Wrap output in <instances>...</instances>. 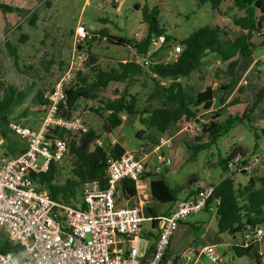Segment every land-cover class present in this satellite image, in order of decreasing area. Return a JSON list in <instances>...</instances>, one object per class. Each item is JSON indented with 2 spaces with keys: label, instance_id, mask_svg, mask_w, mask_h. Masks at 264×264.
<instances>
[{
  "label": "rangeland",
  "instance_id": "374dc122",
  "mask_svg": "<svg viewBox=\"0 0 264 264\" xmlns=\"http://www.w3.org/2000/svg\"><path fill=\"white\" fill-rule=\"evenodd\" d=\"M121 1L119 9L115 10L113 4H106L104 0H0L11 8L7 11L0 8L1 78L5 83H13L18 88L33 83V89L26 98L33 97L35 88H40L45 96L59 79H56L59 61L68 64L74 29L78 24L89 29L81 42V49L79 48L78 51L92 52L97 55V64L101 67L114 66L118 61L136 62L139 60V56L132 48L109 43L105 37L94 32L103 28L109 35L140 39L145 31V23L142 22L145 7L157 8L158 24L164 29V35L169 38L171 43L179 42L192 31L206 25H218L226 29L231 38L240 33V29L234 26L227 17L229 14L224 16L216 10H212L209 2L197 4L195 0ZM228 2L231 3L227 0L222 1L219 9H227L225 5ZM235 12L237 13L238 10L234 7L231 12L229 11L230 14ZM24 35L26 36L25 40L23 39ZM254 40L256 42L259 40L257 34H255ZM6 42L15 48V56L9 52ZM48 61H52L53 65L49 66ZM250 61V58L240 59L236 69L237 77L242 75ZM223 66L224 62L219 60L216 55L206 54L201 66L196 71L188 77L179 79L185 89L190 92L211 86L214 90L212 112L217 110L220 102L225 101L238 84L235 83L228 89L221 88V84L227 82V76L222 72L216 75L215 72ZM48 67L49 71H45V68ZM254 77L255 73L252 71L248 74L247 79H254ZM165 82L168 81L165 80L162 83ZM134 84L129 87V90L136 94V111L144 110L148 104L151 107L159 106L156 99H149L154 87L150 77L142 76ZM125 85V82H111L105 90L100 92V96L114 98L124 89ZM242 86L246 87L241 84L237 88ZM94 105H96L94 101L78 99L73 114L79 116L88 128L95 131V137L101 140L102 147L107 146L111 149L114 145H118L124 150L134 152L142 150L146 154L144 164L147 176L145 181L162 177L170 188L182 189L176 196L179 199L183 198L181 196L187 189H195L199 185L208 183L214 184L228 173H233L236 181L245 182L249 177L248 173L235 171L234 168H230L226 173L221 167V161L225 159L232 146H239L242 150L250 153L252 151L264 152V103L262 101L254 106L250 118H245L227 130L221 131L214 143L197 151L193 156H191L190 146L195 137L201 136V126L211 122L212 113L199 114L191 130H184L183 124L170 127L164 134L154 128H146L142 125L139 121V113L131 115L123 113L121 114V124L112 129L110 133H105L102 130V119L90 110V106ZM24 107L25 105H21L15 109L11 114L10 122L37 130L40 127L43 114L38 112L33 105L27 109ZM243 109V105H234L231 107V113L240 114ZM219 110H221L220 114L223 118L229 111V106L221 107ZM22 112H25L28 117L22 116ZM4 130L6 140L2 141L0 135V157H8L4 152L9 141L15 140L17 143L19 142V145L27 147L26 141L9 129L7 125L4 126ZM160 139H169L167 145L152 151ZM207 140L205 136L201 142ZM157 155L166 158L167 162L158 161ZM36 162L40 164L42 159L38 158ZM165 166H168L167 170H165ZM252 174L264 175V163L255 164L250 175ZM192 176L196 178V181L189 183ZM148 199L150 200L151 196H148ZM167 205L169 204H157L156 207L162 211ZM185 221L190 227V231L186 233V236L184 235L185 238L175 239L177 253L190 246L180 248L181 244L191 243L195 238V241L198 242L202 240V243L214 242L218 245L217 249L222 257V262L219 264H223V262L224 264H264L260 261L257 263L258 257H255L254 252L242 257L235 256L229 243L234 238L226 232H217L215 218L211 211L190 214L185 218ZM184 224L177 227L176 231L179 235H183L187 226ZM241 235L240 232L235 233L236 241L234 242H239L242 238ZM202 261L204 264H218L205 257L202 258Z\"/></svg>",
  "mask_w": 264,
  "mask_h": 264
},
{
  "label": "trees",
  "instance_id": "16d2710c",
  "mask_svg": "<svg viewBox=\"0 0 264 264\" xmlns=\"http://www.w3.org/2000/svg\"><path fill=\"white\" fill-rule=\"evenodd\" d=\"M195 1L197 4L209 2L212 10H216L224 16L229 14L227 17L234 26L240 29V33L231 38L226 29L218 25H206L192 31L179 42L171 43L169 38L164 35V29L158 24L157 8L145 7L142 14L145 31L140 39L109 35L103 28L94 33L105 37L109 43L132 48L138 56L145 55L149 49L151 38L163 35L164 42L150 55L153 62L148 65L147 69L135 61H118L114 66L105 68L97 64V55L86 52L85 69L78 72L76 78L66 86V102L61 106L59 114L69 117L75 110L78 99L91 100L96 105L90 106V110L102 119V130L105 133H110L112 129L121 124V114L139 113V121L142 125L146 128H154L159 133L164 134L172 126L195 122L199 114L210 112L212 113L211 122L201 126V136L195 137L190 146L191 156L214 143L221 131L227 130L245 118H250L254 106L260 101L264 102V74L258 76L261 80V86L255 93V101L252 105L245 107L240 114H229L222 120H220L219 111L212 112L214 90L211 86L190 92L185 89L179 79L188 77L196 71L201 66L206 54H214L224 62V66L215 72L216 75L222 72L223 75L227 76V82L221 84V88H230L235 83L234 72L240 59L249 57L256 47H264V0H227L231 3H226L227 9L224 10L219 9L224 0ZM233 7L238 12L230 14L229 11L231 12ZM0 8L3 11L11 10L3 2H0ZM255 34L259 36L257 42L254 40ZM25 38L24 35L23 39L25 40ZM172 45L181 46L176 59L167 62L156 61L161 54L167 53ZM6 46L11 55L15 56V48L7 42ZM47 63L49 66L53 65L52 61ZM57 66L56 79L63 74L67 64L59 61ZM45 69V71H49V67ZM149 72L153 74L150 78L154 85L149 99H156L159 106L151 107L148 104L147 108L138 112L136 111V94L135 92L132 93L129 87L134 86V83L142 76H148ZM165 80L168 82L162 83ZM111 82H125L126 85L114 98L100 96V92L105 90ZM32 84L18 88L13 83H5L0 74V135L2 141L6 140L4 126L10 122L11 114L21 105H25L24 109L33 105L44 116L47 100L40 88L34 89L32 98H26L33 89ZM240 89L241 87H238V93H240ZM238 102L239 98L233 97L226 106ZM21 115L28 117L25 112H22ZM53 133L59 137H63L66 133L69 145L68 152L59 161L49 162L44 172L32 173L31 179L36 188L45 191L52 200L73 207L84 208L81 198L82 184L85 181L98 180L100 186L104 187L106 183L105 148L108 147L94 144V139L97 137H95V131L90 127L86 132L80 134L65 132L61 129H55ZM205 136L208 140L201 142ZM18 143L15 140L9 141L4 154L16 156L22 153L26 146ZM109 151L116 155L123 150H120L118 145H114ZM251 153L242 150L239 146H232L225 159L221 161L222 169L227 173L230 169L228 162L236 155L241 158L240 163L244 164L247 161L246 155ZM233 175V173H228L214 183L215 188L212 196L207 200L205 210L212 208L214 199L219 198L214 210L217 232H226L233 238L235 233L240 232L242 242L240 244L232 243L231 250L235 256L242 257L252 251L255 242L251 240L243 246V234L247 228H254L264 223V175H249L245 182L236 181ZM195 181L194 176L189 179V183ZM122 182L125 197L134 198L136 190L133 182L129 179H123ZM198 188L199 186L195 189H187L185 198L193 195ZM149 190L153 203L144 206V212L156 214L158 213L157 204L174 203L177 200V194L182 189L170 188L166 181L159 176L149 181ZM166 212L168 211L162 213ZM20 249L19 245L8 241L0 234V253L18 252ZM167 255L168 251L164 260L168 257ZM259 258L260 256L257 263H259Z\"/></svg>",
  "mask_w": 264,
  "mask_h": 264
},
{
  "label": "built area",
  "instance_id": "2783aa9c",
  "mask_svg": "<svg viewBox=\"0 0 264 264\" xmlns=\"http://www.w3.org/2000/svg\"><path fill=\"white\" fill-rule=\"evenodd\" d=\"M104 1L115 5L116 10L122 2ZM87 31L82 24L74 29L67 67L44 96L47 106L40 127L32 130L12 122L7 124L25 139L27 147L16 156L0 157V234L21 248L18 252L0 253V264H202L204 257L213 263H221L222 257L215 243L205 244L198 249L188 246L175 253L171 261L167 257L164 260L180 221L205 208L213 194L214 184L201 185L190 197L177 199L166 213L146 214V205L141 204L116 206L117 184L123 179L131 180L135 190H142L146 157L142 150H123L114 155L105 148L106 183L104 187L100 186L98 180L82 184L84 208L54 201L33 183L32 173L44 172L49 162L59 161L68 152L66 133L59 137L53 133L55 129L78 134L88 129L79 116L73 113L69 117L59 114L66 102V86L76 78L78 72L85 69L87 54L78 50ZM163 42V35L151 38L149 49L136 62L147 69L153 62L150 55ZM180 50V45H172L156 61L174 60ZM148 76L153 74L149 72ZM193 124L195 122H187L183 129L191 130ZM168 140L160 139L154 150L167 145ZM94 144L102 147L98 138L94 139ZM246 157L247 161L241 164L239 155L234 156L228 162V167L250 175L255 164L264 163V152H254ZM38 158L42 159L40 164L36 162ZM157 160L167 162L160 155H157ZM218 202L219 198H215L213 211ZM144 223H148V228L155 234L151 248L142 236ZM263 239L264 223L247 228L242 245ZM149 255L150 259L144 261L143 258ZM259 255L263 260L262 253Z\"/></svg>",
  "mask_w": 264,
  "mask_h": 264
},
{
  "label": "crops",
  "instance_id": "0c3cea01",
  "mask_svg": "<svg viewBox=\"0 0 264 264\" xmlns=\"http://www.w3.org/2000/svg\"><path fill=\"white\" fill-rule=\"evenodd\" d=\"M91 28H92V26H91ZM247 58H250L251 61L247 64L246 68H244V71H243L242 75L240 77H237V74H236L237 73L236 69H237L239 63H238V65H237V67L235 69V72H234L235 83H238L237 86L242 84V85H246V87L243 88V86H242L241 89H240V93H238V91H237L238 88L236 86L231 91L232 94L230 93L228 98L225 99V101H223L222 103H220L219 107H217V110H219V108L221 109V107L226 106V104L233 97H238L239 98V102L234 104V105L240 104V105H243L244 108L245 107H250L252 105V103L255 101V93L259 89V87L261 86V80H260V78H258V76H261L262 74H264V47H261V46L260 47H256L254 49V51L252 52V54L249 57H247ZM252 71L255 73V77H254V79H249L248 80L247 76ZM262 103H264V102L262 101ZM234 105L229 106V111L226 112L227 113L226 116H228L229 114H233V113H231V107L234 106ZM220 111L221 110H219V113H220ZM232 112H235V111H232ZM252 112H253V110H252ZM251 113H250V116H251ZM225 117H223V118H225ZM221 118H222V114H220V119ZM119 147H120V150H124L123 147H121V146H119ZM152 151H154V148H152ZM144 155L146 156V154H144ZM167 168H168V166H167ZM146 176H147V172H146V169H144V175L142 177V190H141V188L140 189L136 188V195H135L134 198H126L125 197L124 184H123L122 181H120L117 184V188H116V206L122 207V206L134 205V204H141V205L152 204L153 200L152 199H150V200L148 199V196H150V190H149V181H145L146 180ZM199 186H201V185H199ZM185 195H186V191H185L184 195L181 196V197H185ZM177 199H179V198L177 197ZM171 209H172V204H169V205L165 206L164 210H162V211L158 210V213H162L164 211H170ZM202 211H204V212H210L211 211L212 216H214L213 208H209V209H206V210L204 208ZM180 224H184V225H187V226L184 229L183 235H179L178 232L175 231V233L173 235V238H172V241H171V246H170V249H169L168 255H167L168 256L167 260H169V261H171L172 257L175 255V253H177L175 251L176 250L175 249V239L176 238H180V237H184L185 238L186 233L188 231H190V227L186 223L185 219L181 223H179V225ZM196 227H198V226H196ZM182 231H183V229H182ZM182 231H181V233H182ZM142 236L147 240L149 248H151L152 244L154 242L155 234H154L152 229L148 228V223H144V227H143V230H142ZM263 240H259V241L254 242L252 251L250 253L254 252L255 257H257V256L259 257L260 256L259 253H262L263 260H261L259 258V261L264 263V241ZM201 241L200 242L195 241V238H193L191 243L187 242L188 244H186V243L185 244H181L180 248L190 245V246L194 247L195 249H198L201 246L205 245L206 243L208 244V242H206V243L203 242L202 243ZM234 241H236L235 237H234V239L232 241L229 242L230 245L232 243L240 244L242 242V238H241V240H239V242H234ZM210 243H214V242H210ZM229 243H226V244H229ZM201 263L204 264L203 261ZM223 264H224V262H223Z\"/></svg>",
  "mask_w": 264,
  "mask_h": 264
},
{
  "label": "water",
  "instance_id": "95a60500",
  "mask_svg": "<svg viewBox=\"0 0 264 264\" xmlns=\"http://www.w3.org/2000/svg\"><path fill=\"white\" fill-rule=\"evenodd\" d=\"M165 170H167V166H165ZM150 257H151V255L146 256V257L143 258V260H144V261H148V259H150Z\"/></svg>",
  "mask_w": 264,
  "mask_h": 264
}]
</instances>
